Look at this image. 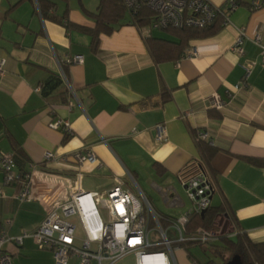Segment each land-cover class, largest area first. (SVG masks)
Returning a JSON list of instances; mask_svg holds the SVG:
<instances>
[{
  "label": "crops",
  "instance_id": "0c3cea01",
  "mask_svg": "<svg viewBox=\"0 0 264 264\" xmlns=\"http://www.w3.org/2000/svg\"><path fill=\"white\" fill-rule=\"evenodd\" d=\"M208 1L224 9L234 1L238 7L218 33L192 40L177 61L157 64L145 39L177 42L165 31L147 35L125 19L113 34L100 36L94 52L88 32L44 19L37 0H0V60L6 61L0 75V156L21 150L25 159H17V170L30 174L32 183L30 201L19 203L14 200L19 187L5 185L0 170L5 192L0 227L10 238L35 231L50 207L68 202L79 175L98 191L115 180L131 190L132 179L157 215L177 219L191 210L184 183L197 175L201 162L215 185L211 206L226 211L213 226L218 239L237 241L245 235L264 242V168L247 161L264 160V67L257 66L248 85L236 89L243 76L240 65L260 56L255 35L261 34L264 45V0ZM255 2L263 6L254 9ZM56 3V16L67 12L71 23L95 27L71 0ZM84 6L97 13L99 4ZM241 30L243 57L232 51ZM194 49L197 56L191 55ZM76 56L84 62L69 64ZM53 76L61 79L59 85ZM47 82L51 90L44 96ZM214 94L222 99V110L214 108ZM58 119L71 124L67 140L50 126ZM159 125L166 128L164 142L157 141ZM201 132L209 134L214 143L209 147L217 150L210 166L195 139ZM87 151L97 162L77 167L73 155ZM47 153L56 158L45 164ZM194 248V260L209 261L202 263ZM5 251L14 264H55L52 253L40 251L32 238L20 246L7 243ZM194 260L176 249V264ZM69 264L80 263L71 257ZM118 264H136V258L130 255Z\"/></svg>",
  "mask_w": 264,
  "mask_h": 264
},
{
  "label": "built area",
  "instance_id": "2783aa9c",
  "mask_svg": "<svg viewBox=\"0 0 264 264\" xmlns=\"http://www.w3.org/2000/svg\"><path fill=\"white\" fill-rule=\"evenodd\" d=\"M122 3L131 18L137 16L142 8L155 14L151 25L142 29L147 35L169 28L203 29L218 16H224L226 25L229 14L238 7L234 1H229L225 9L215 7L208 0H122ZM262 6L261 2L253 4L254 9ZM245 36L244 30H241L232 47V51L239 57L245 55ZM253 42L260 47L261 53L258 59L248 60L240 65L243 76L236 86L237 90L248 85L257 66L264 67V45L260 33L255 35ZM197 54V50L191 51L192 56ZM5 62L4 59L0 60V75L4 74ZM83 62V56H76L68 63ZM213 100L215 109L224 108L218 94L213 95ZM50 126L52 129L61 130L65 135H72L71 124L67 120L58 119L51 122ZM156 132L158 142L166 141L164 126H157ZM197 141L214 145L209 134L205 132L198 133ZM55 158L53 153H47L44 163H50ZM72 158L77 167L97 162L92 151L75 153ZM0 170L4 175L5 185L19 187L14 200L19 203L30 201L31 176L28 173L21 175L17 170L14 153L1 154ZM84 180L83 175L78 176L70 200L50 207L35 231H23L20 237L10 238L5 229L0 227V264H14L13 257L5 251L7 243L14 242L20 246L29 238L35 240L40 251L51 252L55 264H69L71 257L78 258L80 264H91L94 261L97 264H118L130 255L135 256L136 264H176L175 251L180 248L179 245L196 243L209 246L218 239L214 229L207 231L200 228L195 233H188L187 230L191 216H202L211 207L215 192V185L201 162L198 163L197 175L184 183L186 195L192 204L191 210L177 219L169 220L167 227L162 224V218L156 214L144 193L140 192L137 196L118 180H115V185L103 191L93 190L90 185L86 189ZM0 198H5L2 187ZM71 217L80 222L84 238L77 236L76 226L69 221ZM151 221L155 223L152 227Z\"/></svg>",
  "mask_w": 264,
  "mask_h": 264
},
{
  "label": "trees",
  "instance_id": "16d2710c",
  "mask_svg": "<svg viewBox=\"0 0 264 264\" xmlns=\"http://www.w3.org/2000/svg\"><path fill=\"white\" fill-rule=\"evenodd\" d=\"M56 1L68 3L70 0H37L38 8L41 16L46 20H53L64 26L67 30H77L81 32H88L92 36V49L94 52L97 51L99 45V39L102 34L111 35L115 31V28L125 20L127 15L126 8L124 7L122 0H100V4L97 9V13H90L86 10L82 0H78L82 11L95 21V27L88 29L85 27L73 24L68 19V14H64L61 17L56 16L57 3ZM235 3V2H234ZM131 18V17H130ZM155 20V14L146 8H142L138 15L131 18L132 24L137 26L139 29L146 28L151 25ZM225 26L224 16H218L210 25L203 29L199 28H183V29H173L169 28L165 31L168 35L174 37L177 42H171L167 40L156 39L153 37H147L145 39L146 46L153 58L157 63L163 62H175L188 48L189 43L192 40L205 39L211 37L218 33ZM51 81L56 84H60L61 79L59 77H51ZM50 82L43 84L42 93L44 96H48ZM51 87V86H50ZM71 135H65L67 140ZM198 133L196 135L197 139ZM199 144V149L206 161L210 166L212 159L214 158L217 150L209 147V143L206 141H197ZM15 159L22 157L25 159L24 154L21 150H17L15 153ZM247 161L259 168H264V160L261 159H247ZM46 164V163H45ZM42 164V165H45ZM41 165V167H43ZM21 175L26 174L25 172H20ZM226 211L223 207L215 208L210 207L205 213L204 217L200 215L191 216L190 223L187 226L188 233H195L198 229L202 228L207 231H212L216 219L225 214ZM162 224L167 227L169 219L167 217L161 216ZM155 223L151 221V227ZM218 244L215 242L211 243L209 246H202L194 243H184L179 245L180 248L186 250L189 257L194 260L191 255L190 250L194 247H200L202 250H210L215 256L222 260L221 264H228L233 257L240 256L242 259V264H264V242L255 243L250 240L247 236H239L237 241L231 240L229 237L219 238ZM214 244V245H213ZM209 248V249H207ZM154 251L157 249H153ZM224 254H228L225 258ZM195 264H201L194 260ZM204 264H218L215 260H209Z\"/></svg>",
  "mask_w": 264,
  "mask_h": 264
},
{
  "label": "rangeland",
  "instance_id": "374dc122",
  "mask_svg": "<svg viewBox=\"0 0 264 264\" xmlns=\"http://www.w3.org/2000/svg\"><path fill=\"white\" fill-rule=\"evenodd\" d=\"M82 3L88 7H96L98 4H100V0H82ZM71 5H74V7H78V5L80 6L79 4V1L78 0H71ZM130 18V15L127 13L125 19H129ZM88 179L86 178L84 180V187L86 189H88ZM129 187L131 188V191L133 193H135L137 196L140 195V192L143 193V191L140 189V187H138V185L132 180L130 179V182H129ZM192 208V207H191ZM103 216H105V214H103ZM70 222H72L75 226H76V234L79 238H84V233H83V230H82V227H81V224L80 222L75 218V217H71L69 219ZM209 249V248H207ZM202 250L200 247H195L193 249V253L199 258V260H203L202 263H204L205 261H208V260H215L217 261L218 257L215 256L210 250H206L204 251Z\"/></svg>",
  "mask_w": 264,
  "mask_h": 264
},
{
  "label": "water",
  "instance_id": "95a60500",
  "mask_svg": "<svg viewBox=\"0 0 264 264\" xmlns=\"http://www.w3.org/2000/svg\"><path fill=\"white\" fill-rule=\"evenodd\" d=\"M205 213L202 214V217H204ZM228 264H242V259L240 256H235Z\"/></svg>",
  "mask_w": 264,
  "mask_h": 264
}]
</instances>
